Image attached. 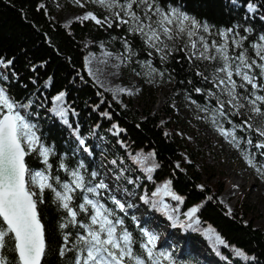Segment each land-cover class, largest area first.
<instances>
[{
	"label": "trees",
	"instance_id": "trees-1",
	"mask_svg": "<svg viewBox=\"0 0 264 264\" xmlns=\"http://www.w3.org/2000/svg\"><path fill=\"white\" fill-rule=\"evenodd\" d=\"M165 9L175 7L195 17L199 22L207 23L209 36L219 39V31L234 28V31L226 38L239 40L245 37L242 51L247 50V55L254 56L253 44L259 43V36L264 35V0H252L257 6V13H248L246 4L249 0H238L232 4L231 0H157ZM250 28L251 32L244 29ZM87 40V41H86ZM112 42L118 49H123L125 42L129 52L131 68L141 63H149L157 73L170 82L174 92L184 94L191 101L212 111L218 108L214 93L213 81H205L202 76H197V71L210 76L211 69L199 59L189 62L188 55L179 48L183 45L177 43L166 59L160 60L150 54L143 40L135 33L130 32L126 25L117 21L111 27L98 26L91 21L78 20L70 26L63 27L51 19V11L48 0H0V61L5 64L12 63L8 67L0 65L7 80H0V86L8 90V94L17 101H33L27 112L31 113L28 119L37 125V135L41 143L50 148L54 154H50L47 167L38 153L33 152L26 156V164L31 171H43L49 177V183L62 189L57 181L70 183L71 171L79 168L81 162L85 168L79 169L85 180H90V172L97 170L102 177V168H106L114 178L128 182L132 180L139 191L145 192L151 201V207L159 208V201L153 193L166 183H170V190L181 197L175 205H179V213L182 214L190 208H197L194 219L198 224L187 227L192 221L183 223L182 217L176 219L177 224L186 226L188 236L202 235L210 248L218 255L224 254L227 264H264V232L254 227L249 218L238 211L229 213L219 203V196L223 191L220 183L213 186L200 184L192 166L185 162L195 161L197 154L189 151L173 135L174 127L169 123L162 124V118L173 120L171 110L165 105L156 113L149 111L139 114L136 111L122 108L110 96L99 89L87 76L84 69V58L88 51H96L98 42ZM233 54L230 53V56ZM235 52L232 56L238 55ZM238 63V61H236ZM259 69L254 68L253 74H257V83L263 84V79L258 76ZM3 74V73H2ZM191 81V83H189ZM202 89L196 93L195 89ZM248 92L251 87L247 86ZM63 92V107L67 109V120L64 124L54 114V98ZM248 92H245L247 94ZM257 95H264V90L257 91ZM216 95V94H215ZM239 109L240 115H232L228 118L219 117L217 121L224 123L228 130H233V125H240L242 121H249L254 126H259L261 117L249 112V106ZM264 108V105H258ZM236 112V111H235ZM107 113V115H104ZM229 120L232 121L229 124ZM116 125V128H113ZM84 139V147L89 148L91 155L84 152L79 145L75 134ZM118 129L120 131H118ZM235 134L240 139L241 149L246 144V138H252L257 142L261 138L255 131L242 132L237 127ZM102 141L107 142L117 156H110L102 152L97 145ZM250 148L252 155L257 150ZM264 151V149L260 150ZM147 158L143 165L134 163L133 156ZM150 154H154V157ZM255 160L264 162V156L257 155ZM112 161H116L115 164ZM130 163L135 174L134 179L121 167L120 163ZM63 163L65 168H61ZM152 167L151 173L146 171ZM67 169V170H66ZM149 176L151 177L149 179ZM119 177V178H117ZM97 181H92L95 183ZM72 206L77 211V224L67 223L70 217L64 209L58 208L55 202V194L46 189L43 193V202L37 203V211L44 227L46 253L41 264H72L76 255L77 237L86 234L79 227L80 223H90L89 212H80L78 205L83 202V193L79 189L73 192ZM89 199L99 201L106 208L114 210L115 216L124 221V227L133 233L134 238H142L144 225H135L132 221V213L121 212L109 200L106 190H101L100 195H89ZM158 201V203H157ZM172 201V200H171ZM174 205H170L166 216L174 217L171 211ZM66 223L61 229L59 225ZM210 230L215 233L225 246H217L212 238L204 233ZM68 236V244H64V236ZM61 247L70 249L63 256L60 255ZM139 245H134L138 249ZM236 251L243 252L249 259L237 256ZM9 264H12L14 251L11 246L3 251ZM175 264H200L194 255L182 252L179 255L172 254Z\"/></svg>",
	"mask_w": 264,
	"mask_h": 264
},
{
	"label": "snow or ice",
	"instance_id": "snow-or-ice-1",
	"mask_svg": "<svg viewBox=\"0 0 264 264\" xmlns=\"http://www.w3.org/2000/svg\"><path fill=\"white\" fill-rule=\"evenodd\" d=\"M74 2L80 4V0H74ZM92 2L110 12L120 24L128 25L131 32L139 33L149 47L163 53L161 59H166L171 54V49L180 43L183 46L179 50L186 52L189 62L193 59L217 61L210 76H206L200 71L196 73L197 76H202L205 81L211 79L215 82L214 86L220 89V96L208 93L210 97L215 96L219 105L218 108L212 109L216 113L212 117L213 122L215 123L219 117L228 118L229 112L225 110V105L237 109L236 112L231 113L232 115H240L239 109L245 107L240 101L247 100L250 105L249 112L262 118L260 125L254 126L245 120L240 125H233V130H225L223 125H218L217 130L226 139L230 137L229 143H232L234 147L240 146V139L234 129L238 127L242 132L255 131L261 139L254 143L252 138H246V144L255 148L257 152L253 153L251 157L244 153L242 155L250 167H255L264 176V162H259V167H257V163H254L257 155L264 156V151H260L264 149V108L258 106L264 105V95L256 94L257 91L264 90V84H258L257 74H253V69L258 68V76L264 78V35L259 36V43L252 45L256 50V56L262 61V63H257L255 58H250L247 55V50L240 51L236 56H230L227 51L229 46L227 39L223 44L218 45L213 42L210 46L205 37L200 34L209 32L210 26L207 23L202 24L195 17L178 8L165 9L157 0H92ZM231 3L235 5L238 0H231ZM246 9L250 14L258 11L252 0L246 4ZM259 18L264 20V15H260ZM80 19L102 24L107 20V17L105 21H102L92 13H88ZM108 26L111 27V23H108ZM235 27H239V25ZM234 28L219 31L218 35L226 37L234 31ZM244 30L251 32L250 28ZM244 39L245 37H241L239 40H233L232 44L236 48H242ZM165 41H172V44L169 45ZM125 46L127 47V42H125ZM210 47L215 50L214 55L210 54ZM189 48L192 50L191 53H188ZM11 63L8 61L5 64L0 61V65L5 68ZM234 75L239 77L243 83L237 84L233 79ZM7 79V76L0 74V80ZM247 85H251V92H248ZM237 88L245 89L248 95L242 97L237 92ZM195 91L201 93L202 89L196 88ZM64 95L61 92L54 98L53 111L64 124H69L66 118L67 109L62 106ZM221 96H227L228 99H222ZM32 103L31 99H28L27 102L15 100L8 94L5 87L0 86V264H9L3 255V251L9 246L13 248L15 254L12 264H41L46 253V243L44 227L37 211V203L38 200L43 202L42 197L46 189L55 194L58 208L64 209L67 217L71 218L67 223L77 224V211L72 206L75 189H79L83 193V202L78 205L79 211L87 212L90 209L88 213L90 223L79 224L86 234L78 235L76 244L73 245L77 251L72 264H162V262L175 264L173 257L168 252L156 250L157 237L155 235L143 231L142 238H134L133 233L124 227V221L115 216L114 210L106 208L98 200L89 199V195H100L101 190L111 191L103 178L97 181L100 175L97 170H92L90 180L86 181L85 176L79 171V169L85 168L84 163L81 162L78 169L71 171L70 183L61 184L57 181L61 191L49 183V177L45 172H33L29 169L25 160L26 156L36 152L42 158L43 163L47 167H51L48 164V158L50 154H54L50 148H46L41 143L40 137L37 135V125L28 119L31 113L27 110L31 108ZM21 110H24V113ZM202 110L207 111L208 109L203 108ZM228 122L232 123L231 120ZM69 127H71L70 124ZM116 127L113 125V128ZM118 131L120 130L118 129ZM75 134L84 152L91 155L89 148L84 147L85 141L78 135V129L75 130ZM150 155L154 157V154ZM146 159L141 158L139 154L132 157L134 163L141 165ZM112 163L115 164L116 161H112ZM60 167L65 168V165L61 163ZM153 170L152 167L146 169L148 173ZM85 172H87L86 168ZM92 181L97 182L92 183ZM128 183H133V181L129 180ZM33 188H38L39 191H34ZM160 193L182 202L181 197L171 192L170 183H166L163 189H159L158 193L153 195ZM142 199L144 198L142 197ZM111 202L121 212L126 211L125 204L121 203L114 195L111 196ZM127 207H132V205L128 204ZM197 211L198 209L194 207L186 214L188 220L192 221V224H188L187 227L191 228L193 224L199 223L194 219ZM168 218L173 220V226H177V221L172 216ZM179 226L184 227L185 225L180 224ZM59 227L65 228L66 223H61ZM216 241L219 244H224V241L219 237H216ZM64 244H68L67 235L64 236ZM137 244L139 248L134 249V245ZM69 250L67 247H61L60 255L63 256ZM236 255L249 259L240 251H236Z\"/></svg>",
	"mask_w": 264,
	"mask_h": 264
},
{
	"label": "rangeland",
	"instance_id": "rangeland-1",
	"mask_svg": "<svg viewBox=\"0 0 264 264\" xmlns=\"http://www.w3.org/2000/svg\"><path fill=\"white\" fill-rule=\"evenodd\" d=\"M48 7L51 11V19L66 28L75 21L81 20L80 18L88 13H92L97 19L102 21H105L107 17V20L102 24L87 20L98 26L109 27L108 23L112 25L114 21L119 22L110 12L94 4L92 0H80V4H76L74 0H48ZM126 26L128 27V25ZM135 34L143 40L150 54L155 55L160 60H164L161 59L163 53H159L155 48L149 47L139 33ZM200 34L205 37L210 46L213 42L218 45L223 44L224 40L227 39L226 37L214 39L208 33L203 32ZM165 42L169 45L172 44V41ZM228 45L227 51L229 55L232 52L233 54L237 52V49L238 52L242 51V48H236L232 44V40H228ZM96 47V51H88L84 58V69L91 81L99 89L106 92L110 99L117 102L122 108H128L139 114L144 113V111L154 114L166 103L172 112L173 120L162 118L161 123H169V125L173 126L174 137L189 151L197 154L195 161L185 160V162L190 164L192 169L195 170L200 178V184L209 187L217 183L222 184L224 189L218 199L225 210L229 213L235 210L238 211L239 214L252 220L254 227L264 232V176L255 167H250L246 163L244 155L252 156L249 153L250 148L245 146L241 149V142L239 147H234L232 143H229L231 138L226 139L217 130L218 125H223L224 129L228 130L224 123L219 120L214 123L211 111L202 110L203 107L191 101L184 94L174 92L170 82L157 73L149 63L138 64L129 70V52L126 46L123 45V49H118L112 42L107 41L98 42ZM191 51L189 48L188 53H191ZM209 52L210 54H215V50L211 47ZM250 58H255L257 63H262L256 56V50H254V56ZM202 62H206L211 71L217 63V61L208 60H202ZM2 73L4 75V72ZM233 79L237 84L243 83L235 75ZM262 79L264 84V78ZM247 86L251 87V85ZM214 92L216 96L221 95L220 89L215 86ZM237 92L242 97L248 95V93L245 94V89L243 88H237ZM221 98L228 99L227 96H221ZM240 102L248 105L247 100L242 99ZM248 106L250 107V105ZM228 108L234 112L237 111V109L230 108V106ZM21 111L24 113V110ZM101 144V146L97 145V149L99 148L107 155L117 156V153L107 142L102 141ZM254 163H257V167L260 166L256 160H254ZM120 165L129 176L136 179L130 163L127 164L123 161ZM101 177L111 190L110 192L106 190L110 202L111 196L114 195L121 203L125 204V213H132V221L135 225H144V231H148L157 237L156 250L166 251L171 256L173 253L177 256L182 252H186L194 255L200 264H227L223 261L225 260V255L221 254L217 257L202 235L188 236L186 226H179L189 221L186 214L192 208L180 214L179 205H175V203H178L177 200L160 193L156 195L159 201V208L154 209L151 207V201L145 192L139 191V189L128 182H122L114 178L106 168H102ZM163 187L164 185L159 189H163ZM33 190L39 191L38 188H33ZM158 190L154 193H158ZM128 204H131L132 207H127ZM170 205H174L171 208L174 213L173 218L176 220L178 216L182 217L183 223L173 226V220L166 216ZM116 209L119 210L117 207ZM204 233L212 238L215 245L225 246V244L217 243L216 237L218 236L215 233L210 230H205ZM162 264H167V262H162Z\"/></svg>",
	"mask_w": 264,
	"mask_h": 264
},
{
	"label": "water",
	"instance_id": "water-1",
	"mask_svg": "<svg viewBox=\"0 0 264 264\" xmlns=\"http://www.w3.org/2000/svg\"><path fill=\"white\" fill-rule=\"evenodd\" d=\"M2 72H3V70L1 69V74H2ZM25 159H26V157H25ZM45 236V235H44ZM41 263H42V261H41Z\"/></svg>",
	"mask_w": 264,
	"mask_h": 264
},
{
	"label": "bare ground",
	"instance_id": "bare-ground-1",
	"mask_svg": "<svg viewBox=\"0 0 264 264\" xmlns=\"http://www.w3.org/2000/svg\"><path fill=\"white\" fill-rule=\"evenodd\" d=\"M86 66V65H85Z\"/></svg>",
	"mask_w": 264,
	"mask_h": 264
}]
</instances>
